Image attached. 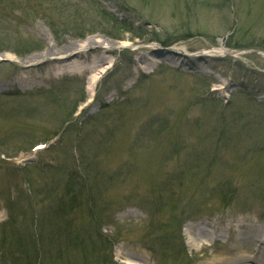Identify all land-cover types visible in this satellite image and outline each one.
<instances>
[{
  "label": "rangeland",
  "instance_id": "rangeland-1",
  "mask_svg": "<svg viewBox=\"0 0 264 264\" xmlns=\"http://www.w3.org/2000/svg\"><path fill=\"white\" fill-rule=\"evenodd\" d=\"M102 10L133 33H113ZM7 34L0 264L15 258L11 226L35 247L33 220L37 264H215L229 224L264 228V57L254 52H264V0H0ZM29 38L37 49L13 53ZM87 40L95 45L79 54ZM221 42L242 53L203 56ZM78 54L79 71H62ZM101 56L90 86L96 73L84 68ZM66 122L54 146L21 163ZM205 229L217 241L194 250L190 231Z\"/></svg>",
  "mask_w": 264,
  "mask_h": 264
},
{
  "label": "bare ground",
  "instance_id": "bare-ground-1",
  "mask_svg": "<svg viewBox=\"0 0 264 264\" xmlns=\"http://www.w3.org/2000/svg\"><path fill=\"white\" fill-rule=\"evenodd\" d=\"M93 40H87L84 43V46L82 47L81 51L78 52L79 54L85 52V48L91 47L95 45ZM105 43H101V45L104 47ZM126 46V45H124ZM78 46L69 45L65 47L64 54H68L73 52L75 49H77ZM105 49L111 50H117L119 46L107 44ZM121 49V48H120ZM157 51L153 49V51H150V54H157ZM159 52V51H158ZM107 52L103 53L106 54ZM79 54L76 57H69L68 59H65L60 62L64 66L62 71H66L68 73H74L76 71L75 65L78 63ZM203 55V54H202ZM233 56L236 55L235 52H232L231 50H228L225 47V44L221 42L218 48H214V51L212 54H207L203 56L208 57H216V56ZM238 55V54H237ZM161 56V55H160ZM203 56H198V58H202ZM264 57V55H263ZM65 58V57H63ZM104 56H101V60L99 62H94L93 65L87 66L85 71H88L90 73H96V76H93L90 80V86L93 84L95 85L97 83V80L99 78V70L100 67L105 64L104 62ZM144 62L148 64L149 62L152 63V60L146 59V56L144 55L143 58L139 62ZM155 62H158L155 60ZM188 64V63H187ZM82 72V71H80ZM89 90H92L93 88H89ZM211 228H214V225L210 224ZM229 228L224 229V237L226 239H229L230 242H227V246L224 249V252H218L219 254L214 257L212 263L215 262V264H264V228H256L253 226H249L248 224L242 223V221H237V223H234L233 225L229 224ZM230 232V233H229ZM192 236L191 241L189 242L190 246L194 250H199L200 248H204L206 245V242L212 243L213 241H217V233L215 230H199L198 232H195L194 230H191L189 233ZM230 236V237H229ZM216 239V240H215Z\"/></svg>",
  "mask_w": 264,
  "mask_h": 264
},
{
  "label": "trees",
  "instance_id": "trees-1",
  "mask_svg": "<svg viewBox=\"0 0 264 264\" xmlns=\"http://www.w3.org/2000/svg\"><path fill=\"white\" fill-rule=\"evenodd\" d=\"M101 13L104 16L103 17L104 21L108 25L111 26V29H112L113 33L119 32V33H121L122 36H124L128 32L133 33V30L128 27V24L126 22L120 21L118 18H116L112 14L108 13L106 10H102ZM108 35L110 37H113L117 41H122L123 38H124V37H119V36L118 37H114L112 32H109ZM135 35H136V38H140L141 37L140 35H142V34L139 35L138 33H136ZM9 38H12V37L9 36L8 34H7V36L0 37V46L1 45L4 46L5 40H9ZM1 41H3V42H1ZM26 41H27L26 44H22L20 47H15L14 50H13V53H15L18 56L22 57L24 55V53H26L27 51H32V49H37V47L39 46L38 41H33L30 38L27 39ZM8 43H10V41H8ZM12 44H17V43H13L12 42ZM237 49H243V48H237ZM258 127H260V124H258ZM84 179H85L86 185L89 184L88 177L85 176ZM69 194H70V192H69ZM87 195L89 197L90 193L88 192ZM83 197H84V193H82L81 197H80V192L78 194L76 193L75 195H73L70 198V204H72L74 202L75 203L81 202V198H83ZM88 202H89V204L94 205L93 208L95 209V206H96L95 205V203H96L95 199L93 197H90ZM76 206L78 207L79 205H76ZM29 223H30V230H31L30 237H32L30 242H35L36 241L35 247L32 250H30V252L28 251V248H26L27 247V242L29 241V234H28V236H25L23 238L21 236H18V232L19 231L16 230V228L11 226L10 229H9L11 240H14V243L16 242V248L12 252L13 255L15 256V258L13 260V264H24V263L25 264H37V259L39 257V253H40V249L38 247V242L39 241H43L41 239L42 235L40 234L41 231H43V230L42 229H38L39 226L37 225V221L36 220L29 221ZM5 230L3 231L2 239H1V242H2L1 249L2 250H4V245L6 244V242L8 240V237H9L8 233L5 232ZM36 230L39 231L40 236H38L36 234ZM80 241H81V239H80ZM81 243H82V241H81ZM84 243L85 242H83V244ZM31 252L35 253V255L31 256ZM27 259H28V261H27Z\"/></svg>",
  "mask_w": 264,
  "mask_h": 264
},
{
  "label": "water",
  "instance_id": "water-1",
  "mask_svg": "<svg viewBox=\"0 0 264 264\" xmlns=\"http://www.w3.org/2000/svg\"><path fill=\"white\" fill-rule=\"evenodd\" d=\"M237 53H239V52H237ZM0 62H3V60L0 59ZM6 62H7V61H6ZM8 62H9V61H8ZM17 64H19V63H17Z\"/></svg>",
  "mask_w": 264,
  "mask_h": 264
}]
</instances>
